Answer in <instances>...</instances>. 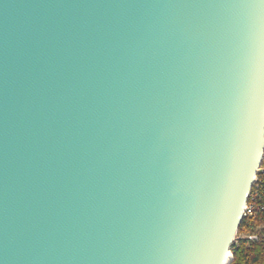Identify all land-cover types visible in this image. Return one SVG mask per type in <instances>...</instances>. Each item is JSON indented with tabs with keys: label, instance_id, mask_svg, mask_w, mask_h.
Masks as SVG:
<instances>
[{
	"label": "water",
	"instance_id": "1",
	"mask_svg": "<svg viewBox=\"0 0 264 264\" xmlns=\"http://www.w3.org/2000/svg\"><path fill=\"white\" fill-rule=\"evenodd\" d=\"M264 155V0H0V264H229Z\"/></svg>",
	"mask_w": 264,
	"mask_h": 264
},
{
	"label": "trees",
	"instance_id": "2",
	"mask_svg": "<svg viewBox=\"0 0 264 264\" xmlns=\"http://www.w3.org/2000/svg\"><path fill=\"white\" fill-rule=\"evenodd\" d=\"M262 165L264 166V160ZM256 226L264 227V212L260 213L256 220L244 218L239 227L238 234L255 232ZM258 233L262 237L264 229ZM231 254L232 260L229 264H264V239L255 243L246 241L234 242L231 247Z\"/></svg>",
	"mask_w": 264,
	"mask_h": 264
},
{
	"label": "built area",
	"instance_id": "3",
	"mask_svg": "<svg viewBox=\"0 0 264 264\" xmlns=\"http://www.w3.org/2000/svg\"><path fill=\"white\" fill-rule=\"evenodd\" d=\"M262 212H264V166L261 164L257 170L255 182L245 206L244 218L256 220ZM263 229V226H256L255 232L237 234L234 242L246 241L249 243H255L261 241L264 239V235L260 237L258 232Z\"/></svg>",
	"mask_w": 264,
	"mask_h": 264
}]
</instances>
